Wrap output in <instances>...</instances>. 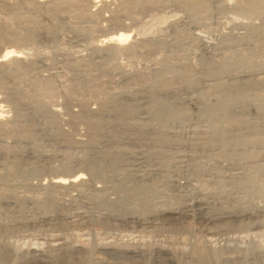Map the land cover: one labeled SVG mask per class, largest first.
<instances>
[{
    "label": "bare ground",
    "instance_id": "bare-ground-1",
    "mask_svg": "<svg viewBox=\"0 0 264 264\" xmlns=\"http://www.w3.org/2000/svg\"><path fill=\"white\" fill-rule=\"evenodd\" d=\"M169 6L179 12L191 33L175 31L165 42L135 41L126 46L136 17L148 20L152 12ZM0 15V201L31 200L46 206L60 197L71 208L70 218L79 222L96 212L106 222L144 226L206 209V197L214 189L215 202L252 208H223L209 222L221 221L238 234L264 232V0H0ZM95 18L107 26L100 25L92 36L89 25ZM73 21L79 26L69 28L67 23ZM53 22L58 24L47 25ZM212 29L227 31L208 45L200 34ZM63 31L69 50L85 45L84 60L75 62L69 50L56 45ZM42 40L54 43L59 53L51 64L27 60L25 51L39 53ZM143 49L165 51L172 62L166 59L150 74L134 76L114 63L120 55L134 57ZM188 53L195 62L190 63ZM64 71L82 79L94 71H112L117 80L136 87L102 96L97 109L71 104L62 113L61 106L48 99L56 91L53 80ZM70 94L68 89L65 96ZM193 100L205 107L198 125L184 128L171 122L165 106ZM65 126L68 129L61 130ZM65 135L72 141L61 138ZM173 195L182 199V205L163 210ZM110 196L116 197L112 207ZM150 207L153 212L139 215ZM118 208L126 214L119 216ZM243 219L254 222L247 226ZM40 220L50 222L52 217ZM58 242L49 245V251L61 249L63 243ZM29 247L19 253L16 246H9V257L27 256L15 264L52 262L47 251ZM85 247L73 244L70 249L79 252ZM232 248L197 243L187 253L183 248L159 247L154 255L167 264H264V245L254 243L237 256L225 257ZM101 250L129 259L145 257L133 246L123 253L112 245Z\"/></svg>",
    "mask_w": 264,
    "mask_h": 264
},
{
    "label": "rangeland",
    "instance_id": "rangeland-1",
    "mask_svg": "<svg viewBox=\"0 0 264 264\" xmlns=\"http://www.w3.org/2000/svg\"><path fill=\"white\" fill-rule=\"evenodd\" d=\"M164 8L152 12L148 16V20H147V17L146 18L136 17V20H135L136 22L135 23L133 22V24L135 26L133 25V28H132L131 33H130L131 34L130 41L127 42L126 46L129 45L130 43L135 42V41L136 42L148 41V42H151L152 44L165 42V41H168L169 39H172L176 35V32H177V34L181 32V34H185V35H188L189 33H191L186 22H184V20L182 18H180L181 15L179 14V12L176 10L174 11L175 8L173 9V7H170V6L167 8L166 7H164ZM165 10H166V12H165ZM97 11H94V12H97ZM150 16H151V18H150ZM0 19H3V17L1 15H0ZM96 20H97V22H96ZM76 22L77 21H75V24H74V21H73V22H71V24L67 23V25H69L68 26L69 28H71V27L76 28L79 26L78 25L79 22H77V23ZM9 24L12 25L13 23L9 20ZM56 24H58V23L54 24V22H53L50 25H49V23H47L48 26L56 25ZM67 25L63 24V26H65V28H66L65 30H67ZM92 25H94L95 27ZM100 25H105L104 27H106L107 22H105V21L102 22V20L95 18V21L91 25H89L92 36H95L98 34V33H96L97 32L96 30H98V27ZM14 27H15V25H14ZM14 27H11V28L14 29ZM140 27H141V29H140ZM226 27H227V25H226ZM222 30H223V32L225 31L224 29H222ZM222 30L221 29H216V30L212 29V30L208 31L206 34L201 33L200 36H203L201 38L205 39V40L203 39V41H206L205 42L206 44L211 45L212 43L214 44L217 41H219L220 37H222L224 35ZM226 31L224 33H226ZM59 34L60 35H58L57 40L55 41V43L57 42L56 45L60 49H64L65 51L69 50V48L71 46H69L67 44L68 36L65 35L67 33L63 31L62 33H59ZM217 34H219V35H217ZM68 35L70 36L69 33H68ZM151 37L153 38V40ZM170 37H172V38H170ZM162 38H163V40H162ZM63 39H64V41H62ZM59 41H61V43ZM53 44L54 43H51L48 40H42L39 44L38 51H37L39 53H36L35 51H33L31 49L27 50L28 52L25 51V54H27L26 55L27 60L28 59L29 60H35L38 63L43 60L47 64H51L52 62L56 61V59L59 58V53L57 52V50H55L53 48L54 47ZM68 46H69V48H68ZM74 46H72L73 47V48H71L72 50L70 49L68 51L69 57L72 59V56H74L73 59L76 58V61L74 60L75 62H77V61L80 62V61L84 60V58H86L88 55V50L86 49L85 45L84 46L78 45L75 47ZM66 47H67V49H66ZM101 47H103V46H101ZM104 47H105V45H104ZM39 49H40V51H39ZM52 49H54L55 51ZM29 51H30V53L31 52L32 53L30 54ZM142 52H143L142 54H136L137 55V56L135 55L136 57L135 56L134 57H125L124 55H122V56L120 55L117 57V59L114 61V63L117 65L118 69L122 68V70L125 72L126 75L127 74L128 75L133 74L132 76H134V75H139V74L142 75V73H143V75L150 74L152 70H156L158 68H161V64L166 59H168L170 61L172 60L170 55L168 53H166L165 51L161 52L159 50H152V51H148L146 53V51L143 49ZM157 52H159V53H157ZM40 53H41V55H39ZM42 53L45 55H43ZM66 54H67V52H66ZM139 56H141V57H139ZM192 56H193L192 54L189 55V53H188V58H189L190 63L195 62V60ZM130 58H132V59L130 60ZM126 61H127V63H126ZM133 61L134 62L136 61L135 62L136 64ZM129 70H130V72H129ZM114 72H116V71H114ZM114 72L111 71L110 74L105 73L106 74L105 75L99 71H94V72H92L91 77L86 78V79H82L79 77H72V76L69 77L70 74L66 73L67 75H65L64 74L65 71H64L63 73H61L58 76L57 79L53 80V84L55 85L56 91L52 95V98L50 97L51 100L48 99L49 101L48 100H46V101H48V103H50L52 101L51 104H55V103L59 104L61 106V110H62L61 112L62 113L64 112L63 108H67L66 106H71V104L72 105L75 104L76 106H78V105H82L84 103V104H88L89 106L90 105L95 106L92 108L97 109V107L100 104L102 96L104 97L105 95H108V93H109V95H111V94L116 95V94H119L120 92H123V91L124 92H131L130 90H133L136 87L134 84L129 83L127 81H124V83H123V81L117 80V78L114 77ZM135 72H136V74H135ZM110 76L111 77L113 76L115 79L113 77L111 78ZM72 80H74V81H72ZM60 81H61V83H60ZM115 82H116V84H115ZM62 88H64V89H62ZM68 89L71 90V93H72V94H70V98H67L65 96L66 91ZM77 89H78V91H77ZM84 95H86V96H84ZM90 97L92 99L93 98L94 99L92 100ZM72 99L74 100V102L72 101ZM98 99H99V101H98ZM68 100L71 101V103ZM60 102H61V104H60ZM194 103H196V104H194ZM67 104H70V105H67ZM201 107H204V105L202 104L201 101L199 102V100H193V101H189L187 103L177 102L173 105H166L165 106L166 109H169L167 111L170 115L171 122L173 121V123L175 122L174 123L175 125L181 126V127L183 126L184 128H186L187 125H188L187 127H193V128L198 125L199 120L204 115L203 113H205V111H204L205 107L204 108H201ZM72 110L78 112L79 108H76V110H74V108H72ZM64 128H66V126L63 127V129L61 127V130L65 131ZM67 129H68V127L66 128V130ZM59 130H60V128H59ZM61 138L65 139V140H66V138H68L69 140L67 139V141H72V139H70L71 138L70 136L65 135V136H61ZM209 189H211V188L208 187V189L206 191H209ZM212 190L214 191V189H211L208 192V195L206 197V200L208 201V207H206V209H203L201 211L195 209L196 212L193 209L192 210L193 213L190 212L187 216L180 217V219L177 218V220L176 219H173V220L155 219L154 222L152 221L151 223L144 224V226L143 225H136V226L135 225H125V224L122 225V223H120V222L117 223V221H112L109 219L107 220L108 222H106V219H103V217L100 216L99 213H96V212L94 213V215H92V217L90 216L86 221H80L79 222L78 220H74V219L70 218L71 214H72L71 208H69V206L66 205L60 197H55V198H57V199H55V201L53 199V203H52L53 205L51 204V205H46V206L42 205L41 203H39L37 201L31 202V200L28 201V200L9 199V201L8 200L7 201H0V203H1L0 204V223H1L0 226H2V230L6 228L5 229L6 231L5 230L0 231V244H2V245H0V264H9V263L15 264V261L19 262L21 259L27 257V256H23V254L17 255L18 257L17 256L16 257H9V252H8L9 249H7V248H9V246H11V247L16 246V248L19 250V253L24 252L22 250L27 249L29 246H30L29 248H32V247L33 248H39L40 247V249H42L45 252L47 251L46 253L51 255L52 262L49 264H52V263L53 264H129V263L130 264H164V263L167 264L166 262H163L160 259L156 258V256L154 255V248L155 249L159 248V247H169V248H174V249L183 248V249H185V252H186L189 250L190 246L195 245L197 243H205V244L207 243L210 245L213 244V246L215 244V246H217V247L221 246V245H230L231 248L233 246L235 249L232 248L233 251L231 249L229 251H226V254L224 256L225 257H232V256H237L238 253L240 254L239 250H241V249L242 250L244 248H245V250L250 249L254 243L264 245V234H263L264 232H261V234H260V232L259 233H257V232L250 233L249 232L250 234L249 233L238 234V232L235 229H232V230L228 229L223 224V222H221V221H218V222H209L208 221V219H210L212 214H214L218 210H219L218 212L222 211L223 208L224 209L227 208L226 211H229V210L232 211V208L233 209L236 208L235 210H245V209L250 210L252 208V206H250V205L249 206L242 205V207L241 206L237 207L236 205H230V204L228 205L225 202L224 203L223 202L219 203L217 201L215 202V198L212 196L214 194V192ZM210 196H212V197H210ZM110 197L108 199V204L110 203L109 206L112 207L111 202L114 203L113 200H115L116 197L115 196H110ZM10 200H12V201H10ZM18 201H20V202H18ZM181 201H182V199H179L178 197H174V195H173V196H171V199L170 198L167 199V201L165 202V204L163 206V210L164 209L165 210H171L172 208L180 207L182 205ZM209 204H212V205H210V207H209ZM106 205H107V203H106ZM109 206L107 205L106 207H109ZM260 206H261V204H260ZM139 207H140V205H139ZM144 207H142V208L144 209ZM150 208H147L146 210L141 209V211H139V215L148 214V212L150 210H152V212H153V208H151V209ZM121 209L122 208H118L117 214L119 216H124L126 214V212H125L126 210H124V209L121 210ZM235 210H233V211H235ZM43 216L52 217V220H51L52 222L51 221L45 222V221L40 220V217H43ZM76 221H78V222H76ZM204 221H205V224H204ZM113 222L116 224H113ZM253 222L254 221H252V220L243 219V223L247 224V226L252 225ZM1 232H3V233H1ZM228 235H230V236H228ZM240 235L242 236V239L239 240V238H241ZM225 236L228 238V240H229L228 242H227V238ZM247 236H248V238H247ZM62 237H64V238H62ZM76 237H77V239H76ZM49 238H50V240H48ZM78 239H81V240H78ZM53 241L54 242L59 241L58 243H61V244L63 243L61 249L56 250V251H52V252L49 251L50 246L54 243ZM65 242H67V243H65ZM238 243H240V244H238ZM73 244H76L77 246L78 245H85L86 247L84 248V251L83 250H81L79 252L78 251H72L70 249V246ZM104 245H112L114 248H116L120 252L122 251L121 253L125 252L128 249H131L132 246H133V248L137 247L139 249H142V251L145 254V257L142 258L143 259L142 260V259H129V258L123 256L122 254L117 255V256H112V255H109L107 253H104L101 250L102 246H104ZM120 245H121V247H120ZM185 246H187V247H185ZM236 248H238V249H236ZM151 250H153V251H151ZM7 252H8V254H7ZM228 252H230L231 254L230 253L228 254ZM3 253H5V254H3ZM136 261H138V262H136Z\"/></svg>",
    "mask_w": 264,
    "mask_h": 264
}]
</instances>
